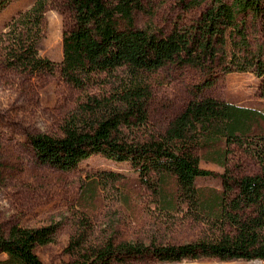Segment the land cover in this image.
Instances as JSON below:
<instances>
[{"label": "trees", "instance_id": "obj_1", "mask_svg": "<svg viewBox=\"0 0 264 264\" xmlns=\"http://www.w3.org/2000/svg\"><path fill=\"white\" fill-rule=\"evenodd\" d=\"M11 1L0 0V11ZM210 1L198 19L164 33L141 23L140 16L151 18L152 12L140 0H66L71 26L62 34L59 77L80 97L58 134L29 136L36 162L69 172L101 156L129 164L144 183L154 173L156 214L192 219L205 228L195 242L182 245L158 243L157 235L148 245L106 240L91 248V258L71 264H122L146 256L160 263L264 261V134H252L264 113L202 95L222 77L251 74L264 100V43L250 41L264 32V0ZM203 2L191 0L184 7ZM46 9L47 0H34L4 26L0 37L9 43V67L30 75L53 71L54 63L39 53ZM166 67L194 69L200 81L187 106L159 129L149 116L151 78ZM232 145L255 162L256 174L230 172ZM197 150H205L201 158L224 173L200 168ZM206 177L219 178L221 190L196 187L195 180ZM98 189V180H88L80 199L91 204ZM60 225L0 232V255L5 256L0 264H46L35 249L54 243Z\"/></svg>", "mask_w": 264, "mask_h": 264}, {"label": "rangeland", "instance_id": "obj_2", "mask_svg": "<svg viewBox=\"0 0 264 264\" xmlns=\"http://www.w3.org/2000/svg\"><path fill=\"white\" fill-rule=\"evenodd\" d=\"M152 17L140 16L141 23H150L164 33L175 25L184 26L199 18L211 5L205 0L187 10L191 0H140ZM34 0H12L0 11V35L9 19L19 10L28 8ZM66 0H47L46 34L39 44V53L54 63L53 71L30 75L7 64L9 43L0 37V232L8 235L14 228L32 229L61 224L55 242L36 247L46 264H71L91 258V248L106 240L115 243L139 241L149 244L157 235L158 243L182 245L195 242L205 232L204 226L192 219L167 220L156 214V184L154 173L144 183L127 163H115L101 156L82 162L77 169L59 171L36 162L28 138L38 134H58L63 118L71 112L80 94L59 77L62 57V34L71 26ZM252 44L264 43V32L250 36ZM152 99L149 103L150 122L163 129L191 100L200 81L194 69L176 70L166 67L152 78ZM259 81L251 74H231L220 78L202 95L238 107L264 113V100L258 96ZM252 134H264V122H259ZM224 148V144H219ZM197 150L198 166L217 175L224 170L205 162ZM228 168L234 176L254 175L255 162L237 146L229 147ZM90 179H96L99 189L96 199L87 204L80 199L81 190ZM198 188L221 190L217 177L197 178ZM5 256L0 255V263ZM122 264H264V261L221 262L216 259L184 260L160 263L150 256L127 259Z\"/></svg>", "mask_w": 264, "mask_h": 264}]
</instances>
